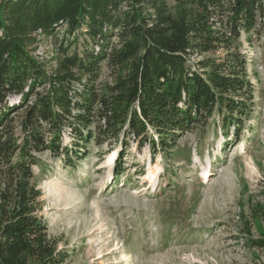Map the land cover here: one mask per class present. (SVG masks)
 I'll use <instances>...</instances> for the list:
<instances>
[{
  "label": "trees",
  "instance_id": "1",
  "mask_svg": "<svg viewBox=\"0 0 264 264\" xmlns=\"http://www.w3.org/2000/svg\"><path fill=\"white\" fill-rule=\"evenodd\" d=\"M59 26L52 65L38 60L40 36ZM242 33L264 34V0H0V264L65 262L41 213L43 156L120 137L166 153L215 115L237 126L252 103ZM258 185L245 222L262 249L264 176Z\"/></svg>",
  "mask_w": 264,
  "mask_h": 264
},
{
  "label": "rangeland",
  "instance_id": "2",
  "mask_svg": "<svg viewBox=\"0 0 264 264\" xmlns=\"http://www.w3.org/2000/svg\"><path fill=\"white\" fill-rule=\"evenodd\" d=\"M56 30L40 36L38 60L51 64L65 37L64 26ZM263 35L237 41L252 87L237 126L222 128L215 115L166 153L131 139L124 148L120 137L101 147L91 139L70 159L42 157L34 169L41 213L64 264H264V248L248 244L260 229L245 222L264 176ZM69 143L66 133L62 145Z\"/></svg>",
  "mask_w": 264,
  "mask_h": 264
},
{
  "label": "bare ground",
  "instance_id": "3",
  "mask_svg": "<svg viewBox=\"0 0 264 264\" xmlns=\"http://www.w3.org/2000/svg\"><path fill=\"white\" fill-rule=\"evenodd\" d=\"M153 176H154V171H153L152 168H150V177H149V179H151Z\"/></svg>",
  "mask_w": 264,
  "mask_h": 264
}]
</instances>
